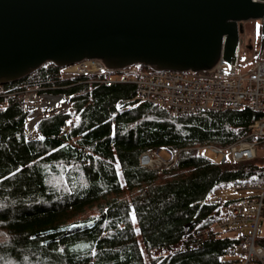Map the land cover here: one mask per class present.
<instances>
[{"label": "trees", "instance_id": "1", "mask_svg": "<svg viewBox=\"0 0 264 264\" xmlns=\"http://www.w3.org/2000/svg\"><path fill=\"white\" fill-rule=\"evenodd\" d=\"M93 80L45 64L3 85L43 88L68 106L40 118L31 136L25 103L0 101V264H230L238 240L213 223L231 202L204 199L264 180V154L220 162L197 148L247 138L256 114L172 117L132 100L134 85ZM162 149L165 164H140L141 154ZM97 217L92 228L56 240L55 230ZM255 243L264 247V237Z\"/></svg>", "mask_w": 264, "mask_h": 264}, {"label": "water", "instance_id": "2", "mask_svg": "<svg viewBox=\"0 0 264 264\" xmlns=\"http://www.w3.org/2000/svg\"><path fill=\"white\" fill-rule=\"evenodd\" d=\"M263 15L264 0H0V85L85 60L186 72L212 68L222 53L234 66L238 24ZM102 219L63 226L56 240Z\"/></svg>", "mask_w": 264, "mask_h": 264}, {"label": "built area", "instance_id": "3", "mask_svg": "<svg viewBox=\"0 0 264 264\" xmlns=\"http://www.w3.org/2000/svg\"><path fill=\"white\" fill-rule=\"evenodd\" d=\"M259 21L264 25V15ZM257 46L259 44L252 45L254 63L245 71H242L245 60L240 61L238 57L236 65L229 66L221 53L215 65L203 71H154L138 65L110 70L99 60H85L63 68L62 73L66 77L92 76L95 83L106 86L134 85L136 92L132 100L164 109L172 117L249 109L256 117L248 126L247 138L225 146L205 144L197 150L202 155H218L220 161L250 160L258 154H264V49L260 52L259 48L256 49ZM8 98H17L30 111L25 121V133L31 136H35L38 119L66 105L64 96L45 93L43 88L28 87L7 91L0 85L2 104ZM122 104L124 103H118L119 106ZM158 158L154 159L143 153L139 161L143 166L153 167V163L159 162ZM218 199L233 202L218 208L217 218L213 223L214 230L231 231L238 240L232 248L234 257L231 264H264V247L255 243L259 237L260 212L264 205V180L242 183L215 192L204 199V202L214 203Z\"/></svg>", "mask_w": 264, "mask_h": 264}, {"label": "rangeland", "instance_id": "4", "mask_svg": "<svg viewBox=\"0 0 264 264\" xmlns=\"http://www.w3.org/2000/svg\"><path fill=\"white\" fill-rule=\"evenodd\" d=\"M260 28H261V23L259 19H250L239 23V32L241 39L240 61L245 60V65H243L242 71L248 70L254 63L255 57L252 54V45L255 43L257 45L259 43ZM257 48H259V46H257L256 49ZM62 75L65 76L64 73H62ZM66 107L67 104L65 105V108ZM60 109L62 108L54 109L53 112L60 111ZM149 156L151 157L154 156V159L159 157L158 158L159 162L153 163L154 164L153 167L160 166L157 165V163H164L169 159V155L165 153L163 150L160 152H155L154 154ZM205 156L212 160L220 159V157L215 154L208 153ZM259 234L262 237H264V219L262 217H260Z\"/></svg>", "mask_w": 264, "mask_h": 264}]
</instances>
